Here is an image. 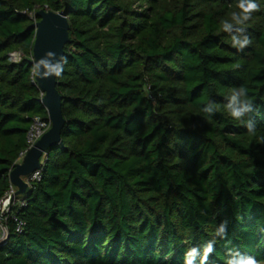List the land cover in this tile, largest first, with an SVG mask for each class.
I'll list each match as a JSON object with an SVG mask.
<instances>
[{"label": "trees", "instance_id": "16d2710c", "mask_svg": "<svg viewBox=\"0 0 264 264\" xmlns=\"http://www.w3.org/2000/svg\"><path fill=\"white\" fill-rule=\"evenodd\" d=\"M250 2L238 50L222 21L241 0H0V198L35 118L49 123L34 13L69 22L61 142L4 214L0 264H264V0ZM242 86L256 137L224 108Z\"/></svg>", "mask_w": 264, "mask_h": 264}, {"label": "water", "instance_id": "95a60500", "mask_svg": "<svg viewBox=\"0 0 264 264\" xmlns=\"http://www.w3.org/2000/svg\"><path fill=\"white\" fill-rule=\"evenodd\" d=\"M35 21L30 25L35 28L33 43V58L31 62L35 66V80L43 92L40 102L46 107L50 127L35 141L26 151L21 161L14 163L9 179L16 187L15 194L24 193L29 177L41 167L40 157L47 148L61 142L60 131L64 124L62 114V95L57 89V80L54 72L42 61H50L55 64L61 61L65 44L69 41V22L65 12L39 8L34 13ZM48 53H53L52 57Z\"/></svg>", "mask_w": 264, "mask_h": 264}, {"label": "clouds", "instance_id": "9594fccd", "mask_svg": "<svg viewBox=\"0 0 264 264\" xmlns=\"http://www.w3.org/2000/svg\"><path fill=\"white\" fill-rule=\"evenodd\" d=\"M239 7L242 9V12L231 14V18L225 19L222 21V27L225 32L235 33L232 34V45L238 50H243L248 46L251 41L248 36L243 35L244 28L242 27L250 18L251 13L258 10V5L250 2V0H241ZM53 53H48L49 57H52ZM66 61L61 59V61L51 64L50 61H42V63L47 64L50 67V70L59 76L63 71V63ZM227 103L224 105L225 110L228 114L237 121H240L247 128L248 133L256 137V125L255 121L252 119L245 120V117L255 111V107L252 99L248 96V90L245 87H239L232 90L231 95L227 98ZM217 105L212 102H209L208 105L204 108L205 112H213ZM258 143H264V136L257 137ZM226 231V223L221 225L219 233H224ZM227 264H258V262L251 256H233L229 259Z\"/></svg>", "mask_w": 264, "mask_h": 264}, {"label": "built area", "instance_id": "2783aa9c", "mask_svg": "<svg viewBox=\"0 0 264 264\" xmlns=\"http://www.w3.org/2000/svg\"><path fill=\"white\" fill-rule=\"evenodd\" d=\"M20 54L18 52H13L10 55L11 59H18ZM51 123L40 120L38 117L35 118L33 124L31 125L28 133H27V148L21 152V156L26 153V151L35 143V141L50 127ZM39 176V171H34L29 177H27V181L29 179L37 178ZM16 188L13 184L10 185L7 192L0 198V243L7 236V229L4 225V214L9 211L11 204L15 201ZM20 225H18V228Z\"/></svg>", "mask_w": 264, "mask_h": 264}, {"label": "rangeland", "instance_id": "374dc122", "mask_svg": "<svg viewBox=\"0 0 264 264\" xmlns=\"http://www.w3.org/2000/svg\"><path fill=\"white\" fill-rule=\"evenodd\" d=\"M259 264V263H258Z\"/></svg>", "mask_w": 264, "mask_h": 264}]
</instances>
